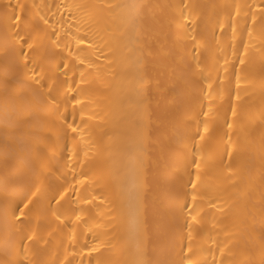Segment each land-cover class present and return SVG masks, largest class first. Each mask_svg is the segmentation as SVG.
<instances>
[{"label":"snow or ice","instance_id":"6c2138e0","mask_svg":"<svg viewBox=\"0 0 264 264\" xmlns=\"http://www.w3.org/2000/svg\"><path fill=\"white\" fill-rule=\"evenodd\" d=\"M0 157V264H264V0H0Z\"/></svg>","mask_w":264,"mask_h":264},{"label":"bare ground","instance_id":"6f19581e","mask_svg":"<svg viewBox=\"0 0 264 264\" xmlns=\"http://www.w3.org/2000/svg\"><path fill=\"white\" fill-rule=\"evenodd\" d=\"M208 2H210V0H208ZM100 103L103 104L104 102L101 101ZM114 118H115V113H113L111 119H114ZM2 162H3V161H2V157H0V165H2Z\"/></svg>","mask_w":264,"mask_h":264}]
</instances>
